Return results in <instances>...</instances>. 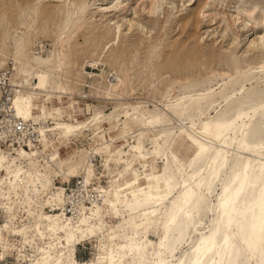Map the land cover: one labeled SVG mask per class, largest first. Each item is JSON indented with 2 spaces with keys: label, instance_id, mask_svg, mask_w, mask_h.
Wrapping results in <instances>:
<instances>
[{
  "label": "rangeland",
  "instance_id": "374dc122",
  "mask_svg": "<svg viewBox=\"0 0 264 264\" xmlns=\"http://www.w3.org/2000/svg\"><path fill=\"white\" fill-rule=\"evenodd\" d=\"M108 1L109 0H90V4L94 5H91V8L89 7L88 16L86 17V21H88V35L83 37H72L65 58V64L61 65V68L56 69L58 77L56 78L55 86L57 87V90L64 91V94L61 98L54 96L53 103L50 102L49 104L52 107L59 106L61 108L63 120H79L80 125H87L88 127V130H85V128L82 127L81 130L83 131L81 133H77V135L71 137L69 151L66 150L67 147L65 144L61 145V148L59 149L60 155L72 159L75 154L80 158L81 155L83 156L85 153H88L93 148V130H98L97 127L103 125L104 132L100 134L99 139L101 142H104V144L100 145L98 148L101 150L102 155H96V158L91 165L92 172L90 173V180L87 185L88 193L90 192L89 195H94L96 192L101 191L106 197L109 195V192H104V190L107 189V191H110L112 189V186H110L112 184L111 180L116 179L114 184L124 183L125 179L131 173L130 169H126L129 162H132L134 168L143 165L146 173L156 170L159 171L157 178L159 185H161L160 194L165 196V193H167L170 207L167 209V212H165L164 207L154 203V205L147 209L145 213L144 211H140V213L134 217L135 222L143 223V229H141V232H145L143 238L151 243H149L150 245H147L145 251L147 259L146 264H156L167 245L168 249L171 250L167 255V259L173 260L172 264H181L182 261H187V264H194L197 260V256L193 251L194 248L202 239H205L212 234V232L208 231V226L212 228L214 232L219 228L220 231L217 238L221 243L223 237L228 234L227 236L237 244V253L235 252L234 254L235 257L232 264H237L238 261L239 264H261L262 257L259 248L256 247L253 250H249L248 244L245 243V236L241 233V227L250 232L251 224L254 222V219L252 218L251 220H248L247 217L253 212H256V217H259L260 215V209L256 203V197L258 196L259 191L257 189L258 187L253 184V181H258L260 183L262 175L264 176V105H262V107H257V110H253L257 105L264 103V100H262L264 99V71H261V69L258 68L259 64H257V61L264 59V45L259 44L260 46L258 47L257 44V48L256 46L253 48L249 46V38L255 36L256 33L260 31L258 28L259 25L254 22L261 19L264 15V0H211L212 6H217L218 9H216L223 12V14L225 12V17H228V19L231 15H234L235 10L238 7L244 6L245 8L248 7L247 9L251 8L253 11V18L250 19L247 24L253 26H251L252 29L250 34L247 35L242 34L244 25L241 21L236 22L232 28L223 32V22L218 23V20L214 19L209 21V18L201 17L200 14L196 26L189 31V34L185 31L181 33L180 26L183 21L179 20L185 15V12L188 11L185 10L188 5L187 3H184L185 0H166L163 9L159 12L160 14L158 13L157 16L155 15L156 18L149 17L147 13L144 11L142 12L139 7L140 5L138 6L135 4L137 3L135 0H130L128 5L131 9L128 10L126 17L133 20L131 31H127V25L125 24L126 21L124 20L125 22H123V24L126 27L124 25L122 26V37L120 41L118 43L109 41L110 44L109 42L108 44L106 43L104 47L105 49L101 52L104 43L112 38L111 33L106 34V32L109 25H112L114 21L117 20V15L112 13L109 16H99L95 13L97 10L95 7L98 6L97 3H105ZM95 4H97V6ZM133 6L136 7L134 8ZM253 6L255 7L252 8ZM10 7L13 10L14 16L12 17L10 14H6L5 19L9 25L13 26L14 24L15 27L13 28H17L18 31L26 32L27 25L29 21H31L32 32L30 31V33H28L29 49L27 51L30 52V55H34L31 53V50L39 52L41 55L47 54L49 51L48 49L56 46V38L59 32L58 21H60L59 19L63 16L65 10L61 2L47 3L45 0H35L28 4L14 2ZM137 7L138 10L136 9ZM43 8L48 9V11H44L43 13H49V16L42 20ZM192 9L193 6L189 7L190 11ZM19 13L20 17L15 21L14 18L15 16L17 17V14ZM44 26L47 28L42 29L45 28ZM255 28L258 29L255 30ZM1 31L2 30H0V62H4V65L0 69H2V72L4 71L7 73L6 77H12L13 73L16 82H20L21 77L25 76L26 67L18 65V70L10 69L11 62L9 60L14 51L13 39L12 37L5 39L3 37V31ZM132 42H135L136 46L134 51L129 52L127 50ZM95 45L96 47L94 48ZM187 46H192L193 48L198 49V52L191 55L185 63H180L177 68L171 66L166 68L164 72L160 71L162 64L165 63L168 65V62L165 60H160L161 54H164L165 52V55L163 56L166 57L169 55V51L172 48L181 51L185 50ZM120 50H125L122 53L123 61L121 64L120 56L117 55L120 53ZM27 52L23 53V55H27ZM150 52L153 54L152 57H150V61H148L147 57L151 54ZM132 56L135 57L133 58ZM91 57L98 59L100 67L94 69L86 66L85 69L96 75L102 73V77L88 76L85 78L81 75V67L84 59L86 60ZM100 60L105 61L106 64L102 65ZM114 61H116L117 64L119 63V67L125 72V75H123L125 85L119 86L111 99H105L103 93L104 87L108 85V79H110L114 72L109 69L110 64ZM128 61H130L131 64ZM103 67L105 71L102 72L101 69ZM107 73H109L108 78H106ZM217 73L218 75H216ZM228 73H232L229 78L226 77ZM219 74L221 76H219ZM239 77L240 79L242 78L241 81H244L245 85L243 89L236 91V85H238L236 83H238V81L241 82ZM67 79L70 80L69 83L67 82ZM84 80H87L86 84L88 86L83 87L80 85V82L83 83ZM197 80L198 82L196 83L195 81ZM174 82H176V84H174ZM8 84L10 85V82L6 81V85H0V98L3 97L4 88L6 90L9 89ZM18 85L19 84L16 85L17 89L20 88ZM203 87H212L213 91H209L208 93L203 91ZM226 88L227 90L223 91ZM191 92H193L192 94H200L202 92L201 94L203 96H196L192 101L184 103L183 111L181 112L183 114H181L179 108L184 100H178L176 102L174 98H178V96H182L183 94L188 95ZM22 93L23 92H21V94ZM225 96L228 97L225 98L226 100L224 99ZM43 98L44 96L36 98L37 106L33 109L34 116L39 114V105ZM168 99L170 101H168ZM1 100L2 99H0V101ZM130 104L141 105L142 108L140 109V112L143 113V116L141 117L140 112H134L131 109ZM125 110L128 111V114L130 113V119L132 121V123H130L129 118H127V126H125L121 120L122 118H120L122 114L125 113ZM161 112L163 113L161 114ZM111 118H116L118 125L115 128L112 127L108 129ZM232 123H242L241 132L230 133L228 127ZM173 124L178 125L174 126ZM129 127L132 128L130 133L128 132ZM194 127L205 128L208 137L201 139L193 138L189 145L195 149L196 154L194 155V158L188 159V146L185 145L184 147L177 149L175 144L176 135L180 130L179 128H184L187 133L191 134ZM109 135L112 137L111 140L109 139ZM229 141L233 144L232 146L228 145ZM38 146L39 149H41V145L38 144ZM136 146H140V154L135 150ZM2 148H7L6 144L3 143ZM24 148L27 149L26 146H24ZM207 148H209L208 151ZM215 149H220L221 151L218 150V152H216ZM227 150H229V152H227ZM219 151L221 153L220 156H218L220 154ZM118 152L121 153L119 157L117 156ZM212 154L214 157L216 156L218 162H216L217 159L215 161V158H212ZM208 156H210V158ZM105 157L109 159L107 160L106 165H104L105 161L103 159ZM204 157L206 158L204 159ZM200 162L203 165L205 163V166H200ZM237 162L239 164H237ZM208 163H211L212 167ZM218 163H220V166ZM207 165H209V167H207ZM233 169H236L237 171L242 169L243 172L247 173L245 178L235 177L234 172L236 170L233 171ZM219 170L220 173L218 172ZM213 171H215L214 175L211 173ZM50 172H52V170H50ZM136 173L140 174L141 168H137ZM217 173L218 176L216 175ZM82 181L83 178L80 175V172L70 177H54L55 187H59L58 190H63L67 194L70 193L71 189H77ZM165 181H168V183ZM235 182H237V184ZM140 183L145 185L143 178L140 179ZM233 183L235 186H233ZM241 183L244 185V189L240 195L237 196L236 193L241 188ZM248 187H250L251 190ZM169 189L171 190L169 191ZM227 191L229 192L227 193ZM186 194L189 196L187 203L184 202ZM248 194L250 195L248 196ZM47 197V200L50 201L51 193H49ZM192 198L197 204L193 206V215L189 216V214L187 215L185 212L189 210ZM208 199L210 201L205 202ZM228 200L235 201L236 209L235 211H232L231 205L228 209L229 213L231 212V225L228 223L229 215H226L225 209L221 207L222 202ZM39 201L40 200L37 198L31 200V205L33 204L32 210L34 212H37V209H39L41 203V201ZM9 202L10 200L6 193V188L4 185H1L0 225L5 224L6 222L9 228L12 227L16 230V234L15 236H11L9 232L4 231L3 235L5 239L8 238L9 242L14 244L15 247L13 249L5 250L3 255V250L0 247V264H26L24 255L18 256L17 246H23L22 253L26 256L33 252V248L30 244L23 242L21 234L23 228L30 225L33 218L21 209L19 201L12 204H9ZM132 202L131 198L125 202L121 208L122 214L128 215L130 212L129 204ZM206 203H210L213 209H206ZM247 203L249 207L247 206ZM9 205L12 206L11 210L8 208ZM65 207L68 209L70 208L69 205H65ZM105 207L106 206H104L103 209V221L107 222V229H109V226L118 224L119 221L122 220V216L115 217L113 214H110ZM48 210L49 208L45 209V211ZM56 211L61 212L58 209ZM173 212L176 213V222L170 223L169 221L171 220V214ZM66 213L69 215L70 212L67 210ZM143 215H145L144 220L142 219ZM155 227L158 228L156 234L151 232ZM204 232L205 234H203ZM117 233L119 234L118 240L123 241L131 235V230L119 231ZM166 236L169 237L167 241H164V237ZM34 241L41 244V240L38 236L35 237ZM127 249L128 248H126V250ZM66 252V248L58 249L59 254ZM97 255L98 240L96 238L85 240L75 246L74 258L76 260L81 262L89 261L91 259H97ZM228 256L229 255H224L223 253H210L208 256L201 257L200 260L201 264H227Z\"/></svg>",
  "mask_w": 264,
  "mask_h": 264
},
{
  "label": "bare ground",
  "instance_id": "6f19581e",
  "mask_svg": "<svg viewBox=\"0 0 264 264\" xmlns=\"http://www.w3.org/2000/svg\"><path fill=\"white\" fill-rule=\"evenodd\" d=\"M32 1H35V0H0V9H1V12H0V30L3 31V37L5 39L9 38V37H12V39H13L14 51L11 54V58L9 60L11 62L10 63V65H11L10 69L15 70L18 68V65H23L24 67H26L25 76L21 77L20 82H16V79L13 77L14 76L13 73H12V77L11 76L6 77L7 73H5L4 71L2 72V69H0L1 70L0 71V85H6V81L10 82V85L8 84L9 89L7 90V91H9V98H8L9 101L7 103H4L3 105L0 104V115H1V117H0V157H3L2 162H0V187H1V185L5 186L6 193L8 195L9 200H10L9 204H12V203H15L16 201H19L21 209H23L24 212H26L28 215H31L33 218L31 224L25 226L21 232L22 237H23V242L29 243L30 246L33 248V252L26 256L25 254L22 253L23 246L20 245V246H17L18 256L24 255L25 260H26V264H146L147 259H146L145 251H146L147 245L150 243V241H147L146 239L143 238V236H145V232H141V229H143V227H142L143 223L135 222L134 217L138 213H140V211H144V213H145L147 211V209H149L150 207H152L154 205V203H157L158 205L164 207L165 212H167V209L170 207L169 206L170 202H168L167 197L165 199H162V200L157 199L158 197H163L160 194L161 185H159L158 178H157L159 171L156 170V171H153L150 173H146L144 168H143L144 166L142 165L141 167H137V168H141V173L137 174L136 173L137 168H134L132 165V162H129L126 166V169L127 170L130 169L131 173L125 179L124 183L114 184L116 179L111 180L112 184L110 186H112V189L110 191H107V189L104 190V192H109V195L106 197H105V194L101 193V191L96 192L94 195H89L90 192L88 193L87 185H88V182L90 180V173L92 172L91 165H92V162L95 160L96 155H98V154L102 155L101 150L98 148L100 145L104 144V142H101L99 139L100 134L104 132L103 125H99V127H97L98 130H93V135H94L93 139L94 140H93L92 150H90L88 153H85L83 156L81 155L80 158H78L77 154H75L72 159L67 158V157H62L60 155V152H59L61 145L65 144L67 147L66 150L69 151L70 150V141L72 139L71 137L77 135V133H81L83 131V130H81L82 127H84L85 130H88V127H87V125H83V126L80 125L79 120H73V121L72 120H70V121L69 120L68 121L63 120L61 108L59 106L52 107L49 104L50 102L53 103L54 96L61 98L64 94V91L57 90V87L55 86L56 78L58 77V75L56 74V69L61 68V65L65 64V58L67 55L68 48L70 47L69 43H70L72 37L73 36H82L83 37V36L88 35V32H89L88 31V25H87L88 21H86V17L88 16L89 7L91 5H94V4H90V0H45L47 3H50V2L60 3L61 2L62 6L65 9L63 12V16L59 19L60 21H58L59 22L58 23L59 24V28H58L59 32H58L57 38H56V46L54 48L48 49L49 51L47 52V54L41 55V54H39V52H35L34 50H31L32 51L31 53L34 55H30V52H27V51L29 49L28 48V43H29L28 33H30V31L32 30L31 21H29V23L27 25V31L26 32L25 31H18L17 28H13V27H15L14 24H13V26L9 25V23L5 19V15L10 14L12 17L14 16L13 10L10 7V6H12V4L14 2L21 3V4H28L29 2H32ZM39 1H42V0H39ZM129 1L130 0H109L108 2H105V3L104 2L97 3L98 6H97V4H95L97 6V7H95V8H97V10L95 12V13H97V15L102 16V17L106 16V15L109 16L112 13H114V15H117V17H116L117 20L114 21V23L112 25H109L107 32H106V34L111 33L112 38L104 43L101 52H103V50L105 49L104 47H105L106 43L108 44L109 41L110 42L114 41L115 43H118L120 41V39L122 37V28H123L122 26L124 25L123 22L126 21L125 24L127 25V31L128 30L131 31V28L133 26V20L131 18L126 17L128 10L131 9L130 6L128 5ZM135 2H137V3H135L136 5H138V6L140 5L139 7L141 8L142 12L144 11L145 13L148 14L149 17L153 18V17H155V15L157 16V14L160 12V10L163 9V5L166 3V0H135ZM138 2H140V3H138ZM184 3L188 4L185 8V10H188V11L185 12V15L179 20V21H181V20L183 21L181 23V26H180L181 33L185 31L186 33L189 34V31L192 30L196 26L197 20L199 18L198 17L199 14L201 15V17L209 18V21L214 19V20H218L217 21L218 23L223 22L224 23L223 24V32L232 28V26L238 21H241L244 25V29L242 31L243 35L250 34V32H251V29H252L251 26H253V25L247 24V23H249L248 21H250V19L253 18V11L251 8L247 9L248 7L245 8L244 6H242V7L237 6L238 8L235 10L234 15H231L230 18L228 19V17H225V14H226L225 12L223 14V12H220L219 10H217L218 9L217 6L216 7L214 6L215 8L212 6L211 0H185ZM5 4H8L9 6L7 8H5L4 7ZM191 6H193V9L190 11L189 7H191ZM133 7L135 8L136 6H133ZM133 7H132V9H133ZM254 7L255 6H253L252 8H254ZM136 9L138 10V7ZM44 11H48V9H46V8L42 9V17H41L42 20L46 19V17L49 16V13L44 14L43 13ZM31 12H32V10H31ZM169 13H167V14H169ZM24 14H25V12H24ZM28 15H29V13H28ZM18 17H20V13L17 14V17L15 16V18H14L15 21L18 19ZM22 20H23V18H22ZM152 20H154V19H152ZM206 21H207V19H206ZM109 22H111V21H109ZM254 23L255 24L257 23L259 25L258 28L260 31L257 32L256 35L253 34L255 36H252L249 38V46L252 48L255 47L257 44H258L257 45L258 47L260 46L259 44L264 45V42H261V39H260L262 36H264V15L261 17V19H259L258 21L254 22ZM43 25H44V22H43ZM53 25H55V24H53ZM255 26H257V25H255ZM46 28L47 27L42 28V29H46ZM258 28H255V30ZM148 41H149V39H148ZM110 42H109V44H110ZM115 43H111V44H115ZM183 44H185V43H183ZM135 46H136L135 42H132L127 51H129V52L134 51ZM257 46H256V48H257ZM95 47H96V45L94 46V48ZM36 50H37V48H36ZM124 51L125 50H120V53L117 54L120 56V64L123 61L122 53ZM212 51H213V48H212ZM26 52H27V55H23V53H26ZM152 52H150L151 54H149L148 55L149 57H147L148 61H150V57H152V54H153ZM197 52H198V49H195L192 46H187L185 50H181V51H177V50H174V48H172L169 51V55H167L166 57L163 56V55H165V52H164V54H161L160 60H165L166 62H168V65H166L165 63L162 64V66L160 67V71L164 72V70H166V68H169L171 66H174L177 68V66L180 63L181 64L185 63V61L188 58H190L191 55L196 54ZM134 54H132V55H134ZM135 56H132V57L134 58ZM100 62L102 63V65L106 64L105 61L100 60ZM128 62L130 63V61H128ZM235 62H236V60H235ZM239 62H240V60H239ZM257 62H258L257 64H259L258 68L261 69L262 66H264V59L259 60ZM3 65H4V62H0V68H2ZM134 65H136V64H134ZM86 66L92 67L94 69L99 68L100 66H99L98 59H95L92 57L89 59H86V60L84 59V61L82 63V67H81V75H83L85 78H87L88 76L102 77V73L101 74L99 73L97 75L93 74V72H89L87 69H85ZM107 66H108V64H107ZM238 66H237V68H238ZM109 69L111 71H114V72H113L112 76L110 77V79H108V85H106V87H104L103 93H104L105 99H111L112 96L116 93L117 88L121 85H125L124 80H123V75H125V72L123 71L122 68L119 67V63L117 64L116 61H114L112 64H110ZM11 70H9V71H11ZM233 70H234V68H233ZM101 71L102 72L105 71L104 67L101 69ZM139 71H141V70H139ZM135 74H136V72H135ZM241 74H243V73H241ZM216 75H218V73ZM231 75H232V73H228L226 75V77L229 78ZM108 76H109V73L106 74V78H108ZM219 76H221V75L219 74ZM240 77H239V79H240ZM243 77H244V75H243ZM174 79H177V78H174ZM241 79H240V81H241ZM237 80H238V78H237ZM228 81H229V79H228ZM247 81H248V79H247ZM67 82L69 83L70 80L67 79ZM86 82H87V80H84L83 83L80 82V85L83 87L88 86L86 84ZM195 82L197 83L198 80ZM17 84H19L18 85L20 87L19 89H17V86H16ZM65 84L68 85L67 83H65ZM174 84H176V82H174ZM236 84H238V85H236L237 86L236 91H240L241 89H243V87L245 85L244 81H241V82L238 81V83H236ZM184 86H186V85H184ZM190 89H192V88H190ZM67 90H68V88H67ZM194 90H195V88H194ZM221 90H223V89H221ZM225 90H227V88L224 89L223 91H225ZM203 91H206L209 93V91H213V89H212V87H208V88H204ZM232 91H235V90H232ZM21 92H23V93L21 94ZM226 92H228V91H226ZM192 93L193 92H191L189 94H192ZM194 93H196V92H194ZM201 93L200 94H192V95H189V94L188 95H185V94L182 95L181 94L182 96H178V98H174V100H176V102L178 100H184V102L182 103V105L179 108L180 113L183 111L184 103H186L188 101H192L194 99V97H196V96L201 97L200 96V95H202ZM40 96H44V98L41 99L42 102L39 105V114L37 113L38 115L34 116L35 114L33 115V109L35 106H37L36 105V98H39ZM83 96H84V94H83ZM225 98H228V97L225 96L224 99ZM262 100H264V99H262ZM168 101H170V100L168 99ZM208 103H210V102H208ZM167 104H170V103H167ZM167 104H165V105H167ZM205 104H206V102H205ZM130 105H131V109L136 113L140 112V109L142 108L141 105H132V104H130ZM172 105H173V103H172ZM262 105H264V103L257 105L253 110H257L256 108L260 107V106L262 107ZM167 107H170V106H167ZM171 109L173 111L172 107H171ZM133 111H131V112H133ZM162 113L163 112H161V114ZM140 114L142 117L143 113L140 112ZM181 114H183V113H181ZM126 116H128V117H126ZM180 117H181V115H180ZM194 117H196V116H194ZM104 118H106V117H104ZM120 118H122L121 120L123 121L125 126H127V121H128L127 118H129V122L132 123V121L130 119V113L128 114L127 110H125V113L122 114V116ZM182 118H183V115H182ZM163 123H164V121H163ZM241 124L242 123H239V124L238 123H232L228 127V131L232 134L237 133V132L239 133V131L241 132V130H242ZM19 125H20V127L18 128ZM117 125L118 124H117L116 118H111L110 119V125H109L108 129H110L112 127L115 128V127H117ZM173 125H172V127H173ZM176 125H178V124H176ZM176 125H174V126H176ZM179 129L180 130H179L178 134L176 135V143H175L176 148L179 149V148L184 147L185 145L188 146L187 158L192 159L195 157L194 155L196 153H195V149L191 145H189L190 142H192L194 137L199 138V139L206 138V137H208V134L206 133V130L203 127H194L193 132L191 133L193 136L190 133H187L184 128H179ZM130 131H132V128L129 127L128 132L130 133ZM172 133H173V131H172ZM225 136H227V135H225ZM123 137H125V136H123ZM109 139L110 140L112 139V137L110 135H109ZM3 143L6 144L7 148H2ZM38 144L41 145V149H39ZM169 144H170V140H169ZM228 145L232 146L233 144L229 141ZM24 146H26L27 149H25ZM139 147L140 146H136L135 150L138 151V153L140 154ZM208 149L209 148H207V151H208ZM218 150H220V149H217L216 152H218ZM220 151H219V153H220ZM227 152H229V150H227ZM214 154H215V151H214ZM120 155H121V153L118 152L117 156L119 157ZM136 155H138V154H136ZM220 155H221V153L218 156H220ZM208 157L210 158V156H208ZM213 157L214 156L212 154V158ZM205 158L206 157H204V159ZM214 158L216 161V159H217L216 156ZM103 159L105 161L104 165H106V162L109 159H107V157H105ZM216 162H218V159ZM195 163H197V162H195ZM208 164H210V166H211V163H208ZM213 164H216V163H213ZM237 164H239V163L237 162ZM201 165H203V164H201V162H200V166ZM218 165L220 166V163H218ZM233 165H234V163H233ZM203 166H205V163ZM203 166H202V168H203ZM207 167H209V165H207ZM216 167H217V165H216ZM177 168H178V166H177ZM195 168H196V165H195ZM247 168H248V166H247ZM106 169H107V167H106ZM219 169H220V167H219ZM50 170H52V172H50ZM215 170H216V168H215ZM235 170L233 169V171H235ZM246 170H248V169H246ZM164 171H166V170H164ZM78 172H80V175L82 176L83 181L81 182V184H79L80 186L77 189H71L70 193L67 194L63 190H58L59 187H55V185H54V177L55 176H57V177L58 176L70 177V176L76 175ZM218 172L220 173V170ZM211 173L214 175L215 171H213ZM246 174L247 173L243 172L242 169L241 170L239 169L238 171L236 170L234 172V176L238 177V178L239 177L245 178ZM208 175H209V173H208ZM216 175L218 176V173ZM210 177H211V175H210ZM249 177H250V175H249ZM141 178H143L145 185H142L140 183ZM212 179H214V178H212ZM243 181H242V183H243ZM259 181H260V178H259ZM248 182H249V179H248ZM235 183L237 184V182H235ZM253 184L256 187H258L257 189L259 192H260L261 188H264V183H262V182L259 183L258 181H256V182L253 181ZM233 186H235L234 183H233ZM248 188L251 190L250 187H248ZM246 190H248V189H246ZM209 191H210V189H209ZM229 191H227V193ZM4 193H5V191H4ZM49 193H51V198L49 197L50 201L47 200L48 199L47 196ZM249 195L250 194H248V196ZM33 196H35V197H33ZM44 197H46V198H44ZM33 198H37L41 201L39 209H37V212H34L32 210L33 204L31 205V200ZM130 198L133 201L131 204H129L130 205L129 206L130 212L128 213V215L122 214L121 208L123 207L125 202ZM200 200L203 201L202 199H200ZM208 201H210V200L208 199L205 202H208ZM252 201H254V200H252ZM210 203H206V205H205L206 209L208 208V210H211V208H212ZM195 204H197V202L195 200H193V198H192L191 204L189 205V210L185 212V213H187V215L188 214H189V216L193 215L192 211H193V206ZM65 205H69L70 208L69 209L66 208ZM104 206H106L105 207L106 210L109 211L110 214H113L115 217L122 216V220L119 219L120 220L119 223L116 225L114 224L113 226H109V229H107V226H108L107 222L103 221ZM247 206H248V203H247ZM11 207L12 206H10V205L8 206L9 210L12 209ZM36 207H37V205H36ZM46 208H49V210L45 211ZM57 209L60 210L61 212L56 211ZM67 210L70 212L69 215H67L68 213H66ZM255 213L256 212H253L252 214H250L247 217L248 220H251L253 218V214H254V216L255 215L257 216V214H255ZM142 217H143L142 219L144 220L145 215H143ZM146 225H144V226H146ZM207 228H208L209 232H212V233L214 232V230L212 228H210L209 226ZM157 229L158 228L155 227L154 230H152L151 232L156 234ZM126 230H131V235L128 236V238H125L123 241L118 240L119 234L117 232L126 231ZM4 231L9 232L11 236H15V234H16V230L13 229L12 227L9 228V226L6 222H5V224L0 225V247L3 250L2 255L5 253V250L13 249L15 247L14 244L9 242L8 238L5 239V237L3 235ZM203 234H205V232ZM36 236H38L40 238L41 244H38L34 241ZM168 237L169 236L164 237V241H167ZM189 237H190V235H189ZM92 238H96L98 240L97 259H91L89 261L87 260V261H82V262L79 260H76L74 258V251H75L76 244L81 243L85 240H89V239L91 240ZM232 242L235 244L236 248L233 249L232 252L230 253V255L227 257V264H232L234 257H235L234 254L238 248L237 244L234 241H232ZM59 248H63V249L66 248L67 252L59 254L58 253ZM126 248H128V249L126 250ZM170 252H171V250L168 249V245H167L164 248L163 254L159 257V260L156 262V264H161V261H166L167 264H172L173 260L167 259V257H168L167 255ZM98 257H99V259H98ZM174 258H176V257H174Z\"/></svg>",
  "mask_w": 264,
  "mask_h": 264
},
{
  "label": "snow or ice",
  "instance_id": "6c2138e0",
  "mask_svg": "<svg viewBox=\"0 0 264 264\" xmlns=\"http://www.w3.org/2000/svg\"><path fill=\"white\" fill-rule=\"evenodd\" d=\"M5 8L8 7L7 4L4 5ZM261 42H264V36L261 38ZM261 71H264V66H262ZM203 150V149H202ZM3 157H0V162H2ZM168 183V181H165ZM261 182L264 183V176H262ZM244 185H241V188L237 191L236 195L239 196L240 193L243 191ZM171 189H169L170 191ZM167 197V193H165V196L158 197V200L165 199ZM189 199V196L186 194L184 197V202L187 203ZM256 203L260 209V215L259 217H253L254 222L251 224V230L248 232L243 227H241V233L245 236V243L248 244L249 250H253L254 248L258 247L261 252V264H264V188H261L258 196L256 197ZM231 205L232 211H235V201L234 200H228L222 202L221 207L225 209V214L229 215L228 223L229 225L232 224V218L231 214L229 213L228 209ZM170 223L176 222V213L173 212L171 214V220ZM219 228L216 230V232H213L210 236L206 237L205 239H202L200 243L194 248V253L197 256V260L194 262V264H201L200 258L203 256H208L211 254H218L223 253L224 255H230L233 249L236 248L235 244L232 242V240L225 235L223 237L222 243L218 240V234H219ZM161 264H167L166 261H161ZM181 264H187V261H182ZM239 264V261L237 262Z\"/></svg>",
  "mask_w": 264,
  "mask_h": 264
},
{
  "label": "built area",
  "instance_id": "2783aa9c",
  "mask_svg": "<svg viewBox=\"0 0 264 264\" xmlns=\"http://www.w3.org/2000/svg\"><path fill=\"white\" fill-rule=\"evenodd\" d=\"M9 91H7L6 89L3 90V98H1L2 100L0 101V104L3 105L4 103H7L9 100ZM1 117V115H0ZM20 127V125L18 126V128Z\"/></svg>",
  "mask_w": 264,
  "mask_h": 264
}]
</instances>
